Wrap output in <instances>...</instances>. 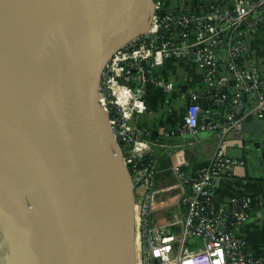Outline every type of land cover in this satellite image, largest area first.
<instances>
[{"label":"water","instance_id":"water-1","mask_svg":"<svg viewBox=\"0 0 264 264\" xmlns=\"http://www.w3.org/2000/svg\"><path fill=\"white\" fill-rule=\"evenodd\" d=\"M57 1L37 48L40 88L28 95L0 77V117L40 158L43 264H136L132 187L97 96L109 57L146 29L150 0Z\"/></svg>","mask_w":264,"mask_h":264},{"label":"built area","instance_id":"built-area-1","mask_svg":"<svg viewBox=\"0 0 264 264\" xmlns=\"http://www.w3.org/2000/svg\"><path fill=\"white\" fill-rule=\"evenodd\" d=\"M264 8V0H234L230 8L213 6L191 10L184 3L170 9L165 0H150L146 29L120 45L104 65L98 84V104L108 115V122L126 167L134 197L135 235L138 258L136 264H250L252 258L243 251V242L232 228L246 220L251 202L233 197L225 205L214 203L212 189L215 178L230 175L235 164L224 150L225 135L242 134V107L239 93L254 97L253 111L264 121V73L253 63L240 60L247 52L246 44L237 40L224 44L222 32H234L247 18ZM261 20L253 19L248 31L254 32ZM224 46L227 60L216 55ZM188 60L203 72L211 99L216 105H230L224 118L212 120L202 113L199 103L185 106L179 134L195 135L200 131L216 132L218 144L209 159L194 176L179 165L170 170L179 191L177 210L169 221L153 223L154 179L158 173L154 158V142L145 128L137 126L134 116L146 110L144 100L145 71L156 59ZM149 68V69H148ZM227 80L239 91L224 92ZM170 92V83H157ZM171 131L167 135H173ZM264 140V136H263ZM240 163H242L240 161ZM257 202L264 205V193Z\"/></svg>","mask_w":264,"mask_h":264},{"label":"crops","instance_id":"crops-1","mask_svg":"<svg viewBox=\"0 0 264 264\" xmlns=\"http://www.w3.org/2000/svg\"><path fill=\"white\" fill-rule=\"evenodd\" d=\"M180 3L191 10H207L213 6L230 8L234 0H167L170 9H176ZM256 18L261 20L258 27L254 32L248 31L249 22ZM247 19L234 32H222L224 44L237 40L244 42L247 52L240 62L253 63L264 73V8ZM216 55L227 60L224 46L216 48ZM158 82L170 83L173 90L164 91ZM143 87L146 110L135 115L133 122L146 129L148 139L155 145L158 173L154 179L156 193L152 221L163 223L176 212L179 196L170 167L179 165L187 175L194 176L209 161L218 144L216 132L211 130L195 135L177 133L185 106L196 101L204 110H211V113H202V120L204 115L219 120L229 112L230 105L214 104L210 96L212 89L205 84L203 72L188 60L156 59L154 67L145 71ZM223 90L229 95L239 93L232 80L226 81ZM239 95L242 107L237 116L242 117V134L237 138L229 131L223 144L225 153L229 147L242 149V157H232L235 164L230 175L213 180L214 203L225 205L233 197L252 202L248 218L234 226L232 233L243 242V251L252 258L250 264H264V205L257 202L258 196L264 193V121L253 111L254 97L247 93ZM171 131L174 134L167 135Z\"/></svg>","mask_w":264,"mask_h":264},{"label":"bare ground","instance_id":"bare-ground-1","mask_svg":"<svg viewBox=\"0 0 264 264\" xmlns=\"http://www.w3.org/2000/svg\"><path fill=\"white\" fill-rule=\"evenodd\" d=\"M51 2L0 0V54L10 52L15 57L23 52L40 57L37 48L60 1ZM19 74V68L14 66L9 72L0 70V77L13 86ZM41 84L42 66L32 69L19 88L30 95L28 91L38 90ZM102 139L107 152L115 157L117 152L110 139L105 134ZM40 164L34 143H29L11 123L0 117V189L14 181L20 183L17 195L20 202L15 200L11 207L9 200L6 207L0 206V264H43L41 184L34 170ZM6 165L8 173L3 176L1 172ZM3 200L0 196L4 204Z\"/></svg>","mask_w":264,"mask_h":264},{"label":"rangeland","instance_id":"rangeland-1","mask_svg":"<svg viewBox=\"0 0 264 264\" xmlns=\"http://www.w3.org/2000/svg\"><path fill=\"white\" fill-rule=\"evenodd\" d=\"M10 35H12L10 33ZM12 55V56H11ZM22 56V59L20 58ZM13 58V59H12ZM32 59V60H31ZM13 66L15 68H19L20 74L18 77L15 78V83L14 86L20 87L21 84L23 83V80L29 75L32 69H35L37 67L42 66V58L41 57H36L31 55H25L23 52H21L19 55H16L13 57V53L10 54L3 52L0 54V70L1 71H11ZM16 134V133H15ZM6 170V171H5ZM8 173L7 171V165L6 169H2L1 175L6 176ZM19 181H14L13 183H10L9 187H3L0 189L1 197H4V204L2 201H0V206L3 208L4 206L6 207L9 203H7L10 200L11 207L15 205L17 200L20 202L19 198H17V195L19 194ZM12 201V202H11ZM138 240H137V235H135V253H136V259L138 258Z\"/></svg>","mask_w":264,"mask_h":264},{"label":"trees","instance_id":"trees-1","mask_svg":"<svg viewBox=\"0 0 264 264\" xmlns=\"http://www.w3.org/2000/svg\"><path fill=\"white\" fill-rule=\"evenodd\" d=\"M165 3H167V0H165ZM195 11H198V10H195ZM252 203V202H251ZM252 205V204H251Z\"/></svg>","mask_w":264,"mask_h":264}]
</instances>
